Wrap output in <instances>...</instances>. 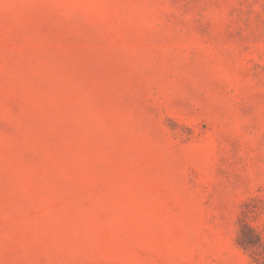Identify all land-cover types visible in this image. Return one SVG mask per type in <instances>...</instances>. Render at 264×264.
<instances>
[{
    "label": "rangeland",
    "instance_id": "obj_1",
    "mask_svg": "<svg viewBox=\"0 0 264 264\" xmlns=\"http://www.w3.org/2000/svg\"><path fill=\"white\" fill-rule=\"evenodd\" d=\"M0 264H264V0H0Z\"/></svg>",
    "mask_w": 264,
    "mask_h": 264
}]
</instances>
